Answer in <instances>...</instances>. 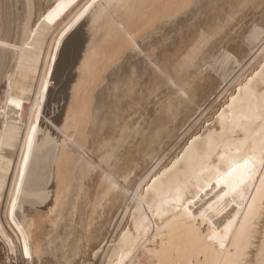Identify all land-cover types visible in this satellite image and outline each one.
Listing matches in <instances>:
<instances>
[{"label":"snow or ice","instance_id":"1","mask_svg":"<svg viewBox=\"0 0 264 264\" xmlns=\"http://www.w3.org/2000/svg\"><path fill=\"white\" fill-rule=\"evenodd\" d=\"M128 7L125 0H58L54 7L49 5L46 13L41 11L39 20H36L33 0H28L30 15L25 21L23 36L14 43L0 40V82L6 85L0 87V115L7 128L8 115L11 113L14 129L7 140V147L18 146L21 139L24 141L18 166L19 179L12 178L10 173L5 176L3 168H0V196L7 198L6 206L0 199V247L8 257L6 262L0 257V264H45L43 246H34L36 220L33 219L30 224L26 219L23 222L20 220L30 202L44 199L43 196L37 198L31 195L33 180L28 175L38 133L45 136L46 142L55 146L57 151L61 146L59 135H63L66 153H82L77 162L81 178L100 176L106 196L109 200L117 198V204L125 217L131 214L135 221L137 212L143 215L155 209L154 214L162 218L161 222L167 219L179 221L183 225L179 244L174 243L175 233L150 237L149 229L142 228L143 222L137 223L135 238L130 231L121 227L116 231L119 240L113 237L111 243L105 241L100 245L97 252L91 254L94 257L91 264H141L138 260L141 251L151 257L144 264H192L191 257L200 255L205 258L204 264H207L210 255L215 257V264H253L251 254L258 240L257 232L253 231L256 227L257 197L250 190L255 187L257 178L261 185L257 191L264 190V64L244 85V92L257 100L255 107L249 106L248 115L235 124L221 119L219 131L209 133L206 148H201L195 156L191 154L193 146L200 148L205 138L193 136L188 148L171 162L170 167L165 166L169 161L162 159L164 152H161L152 161L154 166H149L151 170L145 169L147 175L142 177L139 172L125 171L121 153L115 149L108 150L111 141L102 147L98 160L96 154H89L86 147L81 148L74 134L78 129L71 127V109L64 128L56 129L59 135L54 137L51 132L39 129L37 124L42 119L39 110L43 101L42 93H36V103L32 106L36 122H33L32 116L25 119L23 100L29 93H21L18 83L14 85V81L18 80L24 67H28L30 72L31 64L37 62L34 59L26 60L24 51L35 50L43 27L53 25L68 15L72 18L59 32L60 39L53 41L57 49L61 40L77 25L88 24L89 31L95 34L103 19L110 17L115 24L118 14L125 13L118 27L109 34L110 39L118 43L123 41L121 56L110 69L116 73L117 101L135 96L137 80L143 69L144 79L149 75L154 76L167 84L182 105H194L198 96V80L219 75L223 67L249 64L257 56L264 59V0H227L222 6L210 5L207 8L205 0H181L179 4L171 5L176 9L175 14L165 17V21L175 24L186 19L185 27L190 34H194L182 46L179 55H174L171 48L175 35L162 40L163 33L155 25L139 28L136 15L126 13ZM183 31L182 28L181 35ZM245 52L247 54L241 60V53ZM16 56H19V62ZM49 56L52 61L56 60V53L51 48ZM128 57L132 59L128 60ZM45 71H51L47 63ZM193 73L198 75L194 76ZM186 74L191 79H185ZM178 76L184 79V83L178 82ZM47 87V80H44L42 91H46ZM121 89L125 97L120 96ZM233 99L235 101L236 97ZM257 125L262 127L253 133L252 129ZM119 135L118 143H125V138L131 142V129L128 126L120 129ZM152 147L154 145L146 152L150 153ZM161 168L164 171L161 172ZM8 180H11L10 189L7 187ZM148 181L151 183L148 184ZM132 188H135V193L131 191ZM121 195L124 196L127 209L119 205L118 198ZM128 197H132L131 202ZM150 199L151 203L145 209L144 204ZM133 204L139 207L134 209ZM261 204L264 205V196H261ZM233 207L237 215L232 216L219 230L215 221L220 217L222 222ZM260 212L261 221L264 222V208ZM239 216L243 219L239 220ZM144 221H148L147 216H144ZM237 224L239 229L236 228ZM141 231L143 237L139 235ZM164 231L156 229L157 233ZM108 251L113 255L107 256ZM117 251L119 257L116 256ZM102 255L105 257L103 260L100 258ZM71 264H79V261H72ZM257 264H264V248L257 256Z\"/></svg>","mask_w":264,"mask_h":264},{"label":"bare ground","instance_id":"2","mask_svg":"<svg viewBox=\"0 0 264 264\" xmlns=\"http://www.w3.org/2000/svg\"><path fill=\"white\" fill-rule=\"evenodd\" d=\"M44 1L33 0L34 18L36 20H39L41 11L46 13L49 8V5L48 8L43 5ZM180 2L181 0H125V3L129 5L126 13L136 15L141 29L145 26L155 25L157 30L163 33L162 40L175 35L176 39L172 41L171 48L174 55H179L182 53V46L192 39L194 34H190L185 27L186 19H181L175 24H169L165 21V17L174 15L176 9L171 5ZM226 2L227 0H205V7L210 5L222 6ZM27 4L28 0H0V40L14 43L18 37L23 36L25 21L30 15ZM50 5L53 6V3ZM151 5L157 7H145ZM124 16L125 13L123 12L118 14L115 24L110 17L103 19L95 34L89 31L88 24L87 35L80 30L81 26L77 25L61 40L58 49L55 45L52 48V45L56 38L54 36L57 35V27L63 18L54 22L53 25L43 27L36 41L35 50L26 49L24 51L26 60L34 59L37 63L31 64L30 72L28 67H24L18 75V80L14 81V85L18 83L21 93H29V95L24 96L23 113L25 119L27 116H32L33 122H36L35 116L32 115V106L36 103V93H40L43 81L47 80L52 93L48 91L51 93L49 97H47L49 93H46L47 96L45 99L43 98L40 111L42 113L43 108L47 106L50 110V116L47 121H43L42 118L37 124L38 128L44 132H51L54 137L59 135L56 129L64 128L65 119L69 118L71 109L73 121L71 127L78 129L74 134L78 137L77 142L81 148L86 147L89 154H96L98 160L102 147L107 141H111L108 150L115 149L121 153L120 158L124 160L125 171L139 172L142 177L147 175L145 169L151 170L149 166H154L152 161L161 152H164L162 159L169 161L165 166L170 167L171 162H174L188 148L193 136L205 138V142L200 148L193 146L191 154L195 156L201 148H206L209 133L214 130L219 131L221 119L235 124L240 122L243 116L248 115L249 106L255 107L257 100L252 99L244 92V85L247 84L251 75H255L259 71L260 65L264 64V59L257 56L249 64L243 66L233 64L230 67H223L219 70V75L206 76L198 80L196 85L198 96L194 105H182L176 99L175 93L168 89L167 84L157 80L154 76L149 75L147 79H144L143 69L137 80L135 96H128L122 101H117L116 73L110 69L113 62L121 56L123 41L118 43L110 39L109 34L110 31L118 27L119 20L123 19ZM32 27L34 28L35 25L33 24ZM182 28L184 29L183 35H181ZM50 29L53 33L47 34ZM50 48L56 53L55 61L49 58ZM246 54V52L241 53V60ZM131 59L128 57V60ZM16 60L19 62V56H16ZM45 63L51 68L46 77ZM233 68H236V71L229 78ZM193 75H198V73H193ZM185 79H191V77H187L186 74ZM177 80L184 83V79L179 76ZM31 84H33L32 89ZM35 85L36 88H34ZM3 86L6 85H2L0 82V87ZM74 86H76L75 92ZM163 86L166 88L163 89L167 90L166 94L162 89ZM160 95L164 96L161 98L162 100ZM120 96L125 97L123 89H121ZM234 97H236L235 101ZM28 98L29 101L27 102ZM153 99L158 100L155 102ZM219 100L222 102L218 108L215 107L217 109L215 112L212 111L214 112L212 117L206 119V124L197 129V125L202 122L203 117L211 115L209 111ZM151 104H156V107L152 108L153 112H156L154 115L150 114L152 113L149 109ZM197 110H199L197 118L187 124L188 119ZM133 120L136 122L132 123ZM51 125H55V127ZM125 126L131 129V142H127V138H125L126 147L125 143H118L120 141L119 131ZM260 127L262 126H255L252 129L253 133L258 132ZM24 130L26 132L27 129ZM13 131L12 114L9 113L8 115L7 128H5L4 119L0 115V168H3L4 175L7 170V175L10 173L12 178L18 180V166L21 163L24 141L21 139L18 146L7 147V140ZM69 138L71 139V137ZM59 140L61 146L57 151L55 146L46 142L45 136L37 134L28 175L29 179L33 180L31 195L37 198L43 196L44 199L30 202L27 205V212L20 216L21 222L26 219L30 224L33 219L36 220L34 246H43L44 255L48 253L54 258H57V252L61 253V255L58 254L59 259L53 258L56 262L45 256V264H71L76 257V260L81 263L91 264L94 259L91 254L97 252L100 245L105 241L111 243L113 237L119 240V236H116L117 229L122 227L124 230L130 231L132 237L135 238L137 223L141 222H143L142 228L149 229L150 237L175 233L174 243H181L180 229L183 226L182 223L167 219L161 222L162 218L154 214L155 209L152 212H144L143 215L137 212L135 221L131 214L125 217L117 204V198L113 197L109 200L106 196L100 176L81 178L77 162L82 153L71 151L66 153L63 146L64 136L59 135ZM183 141V145L180 146ZM152 145L154 147H152L151 152H146V149ZM160 171L162 172L164 169L161 168ZM150 183L151 181H148V184ZM254 183L255 187H252L250 191L252 195L257 197L256 227L253 228V231L257 232L258 240L255 251L251 255L253 264H257V256L264 248V222L261 221L260 212L261 208H264V205L261 204V196H264V190L257 191L261 188L259 178ZM148 184L145 185V188L148 187ZM7 187L11 188V180H8ZM131 191L135 193V188H132ZM0 199L6 206V196H0ZM128 200L131 202L132 197H128ZM118 201L119 205H123L127 209L123 195L118 198ZM149 203H151V199L144 204L145 209ZM138 207V204H133L134 209ZM229 212L230 215H226L222 222L220 217L215 221L219 230L223 229L224 224L232 216L237 215L234 207L229 209ZM144 216L148 217V221H144ZM238 219L242 220L243 217L239 216ZM58 226L68 228L69 231L67 232L65 229L67 233L63 236L60 234L63 241L59 240V245L54 243L53 245L49 236L52 232L54 233ZM157 228L165 231L157 233ZM236 228L239 229V224L236 225ZM60 229L58 228L57 231L59 232ZM71 234L73 237L68 243L65 240L70 238L69 235L71 236ZM139 235L143 237V231ZM58 237L59 235L55 238ZM233 238H235V234H233ZM51 244L52 247H49ZM65 244L67 245L66 250ZM47 249H50L49 252ZM85 253L88 255L85 256ZM0 255L1 257H3L2 255L6 256L2 247H0ZM112 255L111 251L107 252V256ZM116 256L119 257V251L116 252ZM100 258L105 259L103 255ZM149 259L151 257L141 251L140 257H138L141 264ZM3 260L5 261L4 258ZM191 260L192 264H204L205 258L203 255L192 256ZM207 264H215V257L210 255Z\"/></svg>","mask_w":264,"mask_h":264},{"label":"rangeland","instance_id":"3","mask_svg":"<svg viewBox=\"0 0 264 264\" xmlns=\"http://www.w3.org/2000/svg\"><path fill=\"white\" fill-rule=\"evenodd\" d=\"M56 1H57V0H45V1L43 2V5H44V6L46 5L47 8H48V5H50V4L53 3V7H54ZM71 18H72L71 15H68L66 18H63V19H62V21L60 22L59 26L57 27V28H58V29H57V33H56L57 35L54 36V37H56L55 39H57V38L59 37V32H60V31H61V30L67 25L68 20L71 19ZM80 26H81V25H80ZM80 26H78V27H80ZM86 29H87V24H83V25L80 27V30H81L85 35L88 34V32H87ZM52 33H53L52 29H50V30L47 31V34H52ZM52 48H54V43H53V45H52ZM49 58H50V57H49ZM235 71H236V68H233V72L231 73V75L229 76V78H231V77L233 76V74H234ZM46 74H47V72H45V77H46ZM36 84H37V83H36ZM52 84H53V82H52ZM32 86H33V84H31V89H32ZM50 87H51V86L47 87V90L43 92V91H42V89H43V84H42V88H41L40 93H42V96L44 95V97H43L44 99L46 98L45 96H47L48 93H49V94H48L47 97H49V96L51 95L52 91H51V88H50ZM34 88H36V85H35ZM163 88L166 89L164 86L162 87V89H163ZM31 89H30V91H31ZM48 89H49V90H48ZM52 89H53V86H52ZM162 89H161V90H162ZM164 89H163V91H164V93L166 94L167 90H164ZM48 91H50L51 93L48 92ZM43 93H45V94H43ZM46 93H47V94H46ZM164 93H163V94H164ZM165 96H166V95H165ZM163 97H164V96L160 95V99L163 98ZM157 100H158V99H153V101H155V102H156ZM161 100H162V99H161ZM222 100H223V99H222ZM28 101H29V98L27 99V102H28ZM43 101H44V100H43ZM43 101H42V103H43ZM153 101H152V103H154ZM219 101H220V102H219ZM219 101H217V104H218V103H219V104H218V105L216 104V105L211 109V111H209V113H211V115H210V114H209V115H206V116H205L206 118L203 117V119H202V122H203V123L200 122V123L197 125V129H200V128L202 127V125L206 124V122H205L206 119H208V118L210 119V118L212 117L213 113L215 112V109L218 108L219 105H220V103L222 102L221 100H219ZM207 103H209V101H207ZM205 105H207V104H205ZM205 105H203V106H205ZM150 106H151V107H150ZM150 106H149V109H150V112H152V113H150V114L154 115L156 112H153V109L156 107V104H155V105L151 104ZM215 107H216V108H215ZM152 108H153V109H152ZM202 108H203V107H202ZM39 110H41V105H40ZM216 110H217V109H216ZM212 111H214V112H212ZM49 114H50V110H49L48 107L46 106L45 108H43V111H42V113H41L42 118H43V121H47V120H48V117L50 116ZM198 114H199V110L195 111V113H193L192 116L188 119L187 124H188L189 122H193V121L197 118ZM207 116H208V117H207ZM35 120H36V118H35ZM194 131H195V130H194ZM196 131H198V130H196ZM184 141H185V140H184ZM184 141L180 144V146L183 145ZM178 150H179V147H178ZM178 150H177V148H176V151H177V152H178ZM176 151H175V152H176ZM7 173H8V171L6 170V171H5V176H7ZM63 221L65 222V220H63ZM63 221H62V222H63ZM64 222H63V223H64ZM63 223H62V224H63ZM58 228L60 229L61 227L58 226V227L55 229L54 233L52 232V234H54L55 236H53L52 234H50V236H49L50 239L53 241L52 244L54 243L55 245H59V244H60V241H59V240H61V242L63 241V239H62V237L60 236V234L63 236L64 234H66V233L69 231L68 228H61V229H62V230L60 229V230H61V233H59L60 230H59V232H58V231H57ZM65 229H66L67 232L65 231ZM70 230H72V229L70 228ZM72 231H73V230H72ZM55 232H58V233L56 234ZM57 235H59V237L56 239L55 237H56ZM51 236H53V238H51ZM69 237H70V238H67L68 240H67V239L65 240V241H67L68 243H70L69 240L72 239L71 237H73V234H71V236L69 235ZM60 238H61V239H60ZM56 240H57V241H56ZM54 241H56L57 244H56V242H54ZM58 241H59V243H58ZM65 241H64V242H65ZM64 242H63V243H64ZM68 243H66V244H68ZM52 244H51V247H52ZM54 244H53V245H54ZM66 244H65V245H66ZM66 247H67V245L64 247L65 250H66ZM64 248H63V249H64ZM49 250H50V249H47L48 252H49ZM58 254L61 255V253H59V252L56 253V255H57L56 257H57V258H54V257L51 256L50 254L48 255V253H47L48 256H47L46 254H45L44 256H46V257H48V258H51V259L54 261V259H55V260L59 259L60 256H59ZM2 256H3L2 258H4V259H5V262H6L7 259H8L7 255H6V256H5V255H2ZM58 256H59V257H58ZM0 257H1V255H0ZM82 257H83V256H82ZM82 257H81V258H82ZM53 258H54V259H53ZM15 259H16V258L14 257L13 260H15ZM72 259H73V257H72ZM76 259H77V257H76ZM76 259H75V260H76ZM75 260H74V261H75ZM80 260H81V259H80ZM54 262H56V261H54ZM57 264H58V263H57ZM79 264H88V263H81V262H79Z\"/></svg>","mask_w":264,"mask_h":264}]
</instances>
